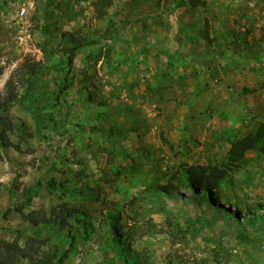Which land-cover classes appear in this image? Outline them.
<instances>
[{"label":"rangeland","instance_id":"374dc122","mask_svg":"<svg viewBox=\"0 0 264 264\" xmlns=\"http://www.w3.org/2000/svg\"><path fill=\"white\" fill-rule=\"evenodd\" d=\"M203 1L100 17L97 0H0L2 257L264 264V152L227 163L264 123V0ZM226 163L222 196L196 197L185 171Z\"/></svg>","mask_w":264,"mask_h":264},{"label":"trees","instance_id":"16d2710c","mask_svg":"<svg viewBox=\"0 0 264 264\" xmlns=\"http://www.w3.org/2000/svg\"><path fill=\"white\" fill-rule=\"evenodd\" d=\"M188 3L192 9L204 5L203 0H188ZM113 4V0H97L95 3L98 15L103 17L107 13V9ZM11 105L10 100H6L2 105H0V112L6 111ZM263 151L264 152V123H260L257 130L254 133H248L242 138L236 139L230 145L227 155V163L230 166H236L247 153L251 151ZM225 164L223 167L218 166H190L185 171V177L188 180V186L191 190L195 191V186L204 190V195L209 196L210 194H215L222 196L219 192V187L221 182L227 177L231 168L229 165ZM196 197H200L195 191ZM224 198V197H223ZM227 198H225L226 200ZM114 230V236H117ZM7 250H10L8 245H4ZM123 251L124 246L121 248ZM17 255H22V249L17 247ZM0 255L1 250H0ZM13 256V258H18L19 256ZM0 264H13L12 253L5 252V256L0 258Z\"/></svg>","mask_w":264,"mask_h":264}]
</instances>
